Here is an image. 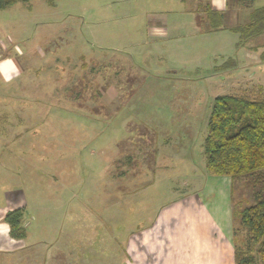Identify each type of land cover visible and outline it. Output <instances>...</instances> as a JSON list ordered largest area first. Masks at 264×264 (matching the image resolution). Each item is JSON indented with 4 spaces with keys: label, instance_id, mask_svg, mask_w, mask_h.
<instances>
[{
    "label": "rangeland",
    "instance_id": "374dc122",
    "mask_svg": "<svg viewBox=\"0 0 264 264\" xmlns=\"http://www.w3.org/2000/svg\"><path fill=\"white\" fill-rule=\"evenodd\" d=\"M201 1L31 0L0 11L2 55L21 66L8 89L0 84V130L14 133L0 138V192H23L34 257L123 264L126 241L190 191L226 84L204 51L236 38L213 35L205 48ZM262 176L233 183L242 249V213L264 195Z\"/></svg>",
    "mask_w": 264,
    "mask_h": 264
},
{
    "label": "crops",
    "instance_id": "0c3cea01",
    "mask_svg": "<svg viewBox=\"0 0 264 264\" xmlns=\"http://www.w3.org/2000/svg\"><path fill=\"white\" fill-rule=\"evenodd\" d=\"M201 2L202 12H206L203 23L205 33L201 34L205 35L201 40L205 48L208 47L210 36L225 35L227 32L236 34L235 39L223 36L220 45L211 51L208 48L204 51L209 66L211 64L210 69L218 77L223 74L220 81L226 82L221 87L223 93L215 98L233 95L253 100L264 99V34L240 44V36L234 31L250 22L252 13L264 7V0H255L253 3H241L238 0ZM230 7L233 8L232 11L229 10ZM210 11L220 14L221 20L213 17ZM181 38L178 36L174 40L179 42ZM2 50L0 46V84L1 88L8 89L11 81L19 76L21 66L11 55H6L8 50L3 51L4 55ZM17 54L20 55L19 52ZM6 116V121L12 118L10 114ZM13 117L14 120L18 119L17 115ZM6 127H10L9 123ZM2 134L11 138L14 133L8 128L0 130V138ZM203 162L199 166L201 172L189 178L190 191L162 209L152 224L126 241L122 250L125 258L123 264H234V181L229 177L209 175L205 155ZM15 188L4 192L3 197L0 192V255L12 256L13 259L16 254L30 250L32 256H26L30 260H25L24 264H51L48 263L51 260L34 257L37 251L26 242L30 238V231L24 239H16L11 235L10 226L5 221L6 215L17 209L26 210L27 207L23 192L19 193ZM54 264L65 262L57 260Z\"/></svg>",
    "mask_w": 264,
    "mask_h": 264
},
{
    "label": "trees",
    "instance_id": "16d2710c",
    "mask_svg": "<svg viewBox=\"0 0 264 264\" xmlns=\"http://www.w3.org/2000/svg\"><path fill=\"white\" fill-rule=\"evenodd\" d=\"M30 1L0 0V11L7 10L19 2ZM238 1L253 3L255 0ZM210 14L221 20L220 14L211 11ZM234 31L240 36V44L264 34V7L255 10L250 22L235 28ZM203 148L206 171L211 176L229 177L234 181L249 175H264V99L253 100L233 95L215 98ZM25 212V209H17L5 217L11 235L16 239L26 237L22 222ZM241 223L247 230V245L242 249L233 236L236 243L234 264H264L263 194H259L253 206L243 211Z\"/></svg>",
    "mask_w": 264,
    "mask_h": 264
}]
</instances>
